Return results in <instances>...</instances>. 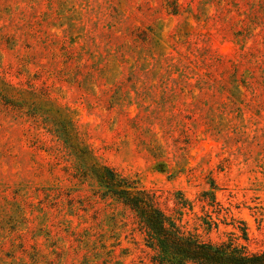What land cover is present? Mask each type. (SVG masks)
<instances>
[{"label": "rangeland", "instance_id": "obj_1", "mask_svg": "<svg viewBox=\"0 0 264 264\" xmlns=\"http://www.w3.org/2000/svg\"><path fill=\"white\" fill-rule=\"evenodd\" d=\"M33 92L167 213L190 201L186 229L245 227L264 250V0H0V264H153L135 214L30 114Z\"/></svg>", "mask_w": 264, "mask_h": 264}, {"label": "trees", "instance_id": "obj_2", "mask_svg": "<svg viewBox=\"0 0 264 264\" xmlns=\"http://www.w3.org/2000/svg\"><path fill=\"white\" fill-rule=\"evenodd\" d=\"M10 98L13 99L14 96ZM32 98L33 101L28 105L30 114L34 117L41 115L51 123L54 132L75 158L80 173L92 177L97 182L96 194L102 199L110 198L116 201L135 214L143 229L148 248L155 253L153 264H264V250L250 252L247 246L240 242H248L245 227H239L241 236L231 234L227 240L221 242L204 240L182 224V210H192L193 206L181 193L179 217L176 218L161 207L156 194L142 186L139 179L126 177L101 163L64 108L48 100L47 105L50 108L44 111L40 105L42 98L35 92L32 93ZM21 99L22 95L18 94L20 104H28ZM215 190L213 185L212 191L204 193L203 197L209 206L220 210ZM207 217L209 220L203 223L207 230L210 231L213 226L218 228V224L210 216Z\"/></svg>", "mask_w": 264, "mask_h": 264}]
</instances>
